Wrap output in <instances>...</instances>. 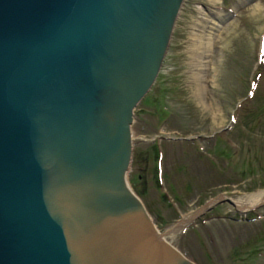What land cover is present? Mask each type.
Masks as SVG:
<instances>
[{"label": "water", "instance_id": "obj_1", "mask_svg": "<svg viewBox=\"0 0 264 264\" xmlns=\"http://www.w3.org/2000/svg\"><path fill=\"white\" fill-rule=\"evenodd\" d=\"M184 1L0 0V264H194L126 179Z\"/></svg>", "mask_w": 264, "mask_h": 264}, {"label": "rangeland", "instance_id": "obj_2", "mask_svg": "<svg viewBox=\"0 0 264 264\" xmlns=\"http://www.w3.org/2000/svg\"><path fill=\"white\" fill-rule=\"evenodd\" d=\"M180 9L154 84L133 110L126 179L156 228L172 231L166 241L194 264H264V202L234 203L264 192V0H185ZM212 13L225 18L211 34L198 90L189 64L200 42L195 24ZM251 116L256 124H243ZM152 143L160 156L144 162Z\"/></svg>", "mask_w": 264, "mask_h": 264}, {"label": "bare ground", "instance_id": "obj_3", "mask_svg": "<svg viewBox=\"0 0 264 264\" xmlns=\"http://www.w3.org/2000/svg\"><path fill=\"white\" fill-rule=\"evenodd\" d=\"M212 2L215 1V3L218 1V0H211ZM220 1V0H219ZM256 6V5H255ZM259 8V7H258ZM181 10V9H180ZM256 10V8H255ZM254 10V11H255ZM213 14V13H212ZM204 17V16H203ZM221 18H225V16H222V15H217L216 13L213 14V15H209V14H205V21L202 22L203 24H195V25H199L200 27V31H201V34L198 36L196 34V37L195 40H199L200 42L197 44V46L195 48H197V50H195L194 52H191V61H190V65L191 67L193 66L194 67V72H192V75L194 77V79L198 82V90L202 89V87L199 85V82L202 81L201 78H202V72L199 71V69H203L204 66L206 65V50L207 48L209 47V40H210V37H211V34H213V30L215 31L218 27V22L221 21ZM220 20V21H219ZM176 23V22H175ZM220 24V23H219ZM231 24V23H230ZM229 25V24H228ZM203 32V33H202ZM193 40V39H192ZM194 41V40H193ZM195 42V41H194ZM194 44V43H193ZM210 48V47H209ZM193 51V50H192ZM206 51V52H205ZM208 53V52H207ZM211 55V54H210ZM190 56V55H189ZM190 60V59H189ZM209 62V61H208ZM206 68V67H205ZM192 71V70H190ZM202 71V70H201ZM191 75V74H190ZM207 75V74H206ZM192 77V76H191ZM205 77V76H204ZM207 77V76H206ZM208 80V79H207ZM193 81V79H192ZM206 82V81H205ZM192 83V82H191ZM205 84V83H204ZM208 85V84H207ZM204 87H206L204 85ZM151 88V87H150ZM149 88V89H150ZM195 90V89H194ZM197 91V90H195ZM205 92V90H203ZM203 92V93H204ZM199 94V93H198ZM146 96V94L144 95ZM143 96V97H144ZM204 96V94H203ZM148 97V96H147ZM142 99H145V98H142ZM141 99V100H142ZM204 99V98H203ZM202 99V100H203ZM140 100V101H141ZM144 102V101H143ZM131 131V130H130ZM137 195V194H136ZM223 197V196H222ZM259 202H264V192H259V193H256V194H253V195H250V196H244V197H241V198H237L234 200V203L236 204V206L241 209V208H251L253 207L254 205H256L257 203ZM188 220V219H187ZM183 224V223H181ZM172 232V231H171ZM171 232H165V237H163L162 233H159L161 234L160 235V238L162 241L164 242H167L166 241V238H168L167 236H169L171 234Z\"/></svg>", "mask_w": 264, "mask_h": 264}, {"label": "trees", "instance_id": "obj_4", "mask_svg": "<svg viewBox=\"0 0 264 264\" xmlns=\"http://www.w3.org/2000/svg\"><path fill=\"white\" fill-rule=\"evenodd\" d=\"M249 115H251V114H249ZM252 115H255V116H256V115H259V114L256 113V114H252ZM255 116H251L250 120L244 122L243 124H247V123H249V124H256V120H255L256 117H255ZM216 154H218V155H220V156H224V157H226V158H229V156H230L229 151H228L226 148H224V147L216 148ZM149 155L151 156V159H153L154 161H156L157 158H158V152H157V149H156V146H155L154 143H152V145L150 146L149 151H147V152L142 156V160H143L144 162H146V161L148 160ZM244 172H245V173L241 172V175L247 174V172H248V173L252 172V169H250V168L248 167L247 171H244ZM153 182H154V186H155L156 188H158V187H159V184H158V178H157V171H156V176L153 177ZM263 187H264V186H263ZM132 189H133V188H132ZM133 191H134V190H133ZM134 193L137 194L138 197H140V192L134 191ZM161 198L164 200L165 195H164V194H161Z\"/></svg>", "mask_w": 264, "mask_h": 264}, {"label": "flooded vegetation", "instance_id": "obj_5", "mask_svg": "<svg viewBox=\"0 0 264 264\" xmlns=\"http://www.w3.org/2000/svg\"><path fill=\"white\" fill-rule=\"evenodd\" d=\"M181 139H183V138H181Z\"/></svg>", "mask_w": 264, "mask_h": 264}]
</instances>
